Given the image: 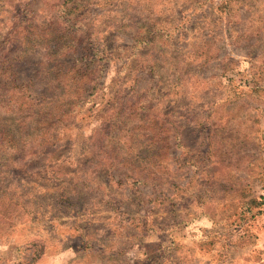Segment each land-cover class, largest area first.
<instances>
[{
  "label": "rangeland",
  "instance_id": "374dc122",
  "mask_svg": "<svg viewBox=\"0 0 264 264\" xmlns=\"http://www.w3.org/2000/svg\"><path fill=\"white\" fill-rule=\"evenodd\" d=\"M64 1L0 3V264H264V0H76L99 85L68 120Z\"/></svg>",
  "mask_w": 264,
  "mask_h": 264
},
{
  "label": "trees",
  "instance_id": "16d2710c",
  "mask_svg": "<svg viewBox=\"0 0 264 264\" xmlns=\"http://www.w3.org/2000/svg\"><path fill=\"white\" fill-rule=\"evenodd\" d=\"M1 1L2 0H0V3H2ZM76 2L78 1L66 0L61 5L62 7H64L63 15L61 17L62 21L60 23V27L63 28L62 32L71 35V40L73 39L78 40L77 42L78 44H80L79 47H81L80 49L82 50L81 51L82 55L79 57V59H76L64 73L61 72L57 75L58 76L57 82L58 84H61L63 88L61 89V94H60V96L63 99L62 101L63 102L66 101V103L70 107H72L65 113V116H67L66 117L67 120L71 116L74 119L77 113L73 108L78 107L82 109V107L90 101L95 86L99 85L98 83L99 78L97 77L95 72L96 71L95 68L99 66L97 64V60H95V56L98 53H96V51L95 52L93 51V46L91 45L92 43L87 42V39L89 37L87 30L83 29L84 26L81 25V28L76 29L78 24L81 23V22H77L75 16H73V13L74 12L76 13L78 7V4H76ZM12 33L13 32H11V34H8L6 39H9L11 40V42H14V39L11 38ZM76 33L81 34L82 37L81 36L80 37L82 39H80V37H78ZM6 45H7L6 41L3 42L0 41L1 52H5ZM9 46H12V43H9ZM75 48L76 45L73 42L63 45L57 43L54 46V49H56L60 57H65L66 54L74 51ZM8 51L12 52L10 49H8ZM55 53L56 52H54V54ZM20 54H23V52L20 53L15 51L12 53L7 52L6 53L7 56L5 57L6 61H10L14 57L20 56ZM126 104L127 102H124V104L117 105L114 102L110 103L109 101L106 102L105 105L104 104L102 105V109L100 110L101 115L99 117L100 125H98L99 132L94 139V144L96 143H102V144H100V148L97 151V153L93 152L95 158L99 159L102 162H106V161L111 162L112 160L111 150H107L106 149L107 146L103 144V142L105 139H107L110 136L111 129H113L114 126L116 125V121H114V118H117V116L120 117L126 112L127 107L124 106ZM117 111L118 113H115ZM52 124L57 125V121L53 122ZM162 128H163L162 130H164L165 132H169V130L166 129L165 127ZM159 141L161 140L158 139V142ZM52 143H53L52 146L55 145L54 142ZM11 144L14 145V143ZM10 148L17 150L15 146H12Z\"/></svg>",
  "mask_w": 264,
  "mask_h": 264
}]
</instances>
